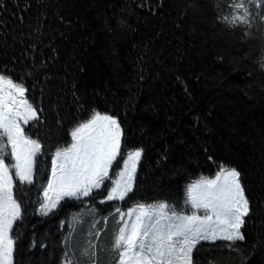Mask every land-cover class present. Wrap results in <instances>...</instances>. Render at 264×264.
<instances>
[{
  "label": "trees",
  "instance_id": "trees-1",
  "mask_svg": "<svg viewBox=\"0 0 264 264\" xmlns=\"http://www.w3.org/2000/svg\"><path fill=\"white\" fill-rule=\"evenodd\" d=\"M140 2L0 3V70L22 80L38 113L43 110L38 126L26 131L47 145L36 184L24 187L18 264L76 260L88 239L101 249L99 264H115L109 248L123 223H117V206L126 212L137 203L166 202L181 211L187 185L214 177L221 163L241 172L252 202L242 229L243 258L218 241L203 243L194 260L264 264V70L257 63L264 23L257 18L250 28L226 30L217 16L228 10V0H198L195 15L189 0H149L154 13L137 8ZM120 18L126 24L117 28ZM94 109L117 116L124 128L113 177L125 148H144L135 192L123 202L101 204V189L95 199L65 200L54 214L39 216L51 153L71 142L70 130ZM97 230L98 242L88 235Z\"/></svg>",
  "mask_w": 264,
  "mask_h": 264
},
{
  "label": "snow or ice",
  "instance_id": "snow-or-ice-1",
  "mask_svg": "<svg viewBox=\"0 0 264 264\" xmlns=\"http://www.w3.org/2000/svg\"><path fill=\"white\" fill-rule=\"evenodd\" d=\"M261 6L264 0H228V10L218 14L217 20L226 30L250 28L257 18L264 23ZM137 8L154 13L149 0H141ZM188 8L195 15L198 0H189ZM125 24L123 18L116 20L117 28ZM257 63L264 70V52ZM6 71L0 70V264H18L19 225L27 209L24 187L36 184L47 145L31 128L26 131L30 124L38 126L43 110L38 113L28 96L29 88ZM70 137L67 146H58L51 153L50 176L41 185L40 215L54 214L65 200L95 199L94 193L101 189L106 193L101 204L123 202L135 192L143 147L125 148L122 167L114 173V179L110 175L124 147V128L117 116L94 109L90 118L70 130ZM241 177L236 167L221 163L215 179L202 177L192 184L186 199L191 214L177 213L166 202L137 203L126 212L117 206V223H123L109 248L115 254V264H197L194 253L199 247L218 241L224 242L220 247L243 258L241 245L246 236L242 229L252 214V202ZM100 234L99 230L88 233L97 242ZM100 250L98 243L88 239L78 249L79 258L66 259L64 264H99Z\"/></svg>",
  "mask_w": 264,
  "mask_h": 264
},
{
  "label": "rangeland",
  "instance_id": "rangeland-1",
  "mask_svg": "<svg viewBox=\"0 0 264 264\" xmlns=\"http://www.w3.org/2000/svg\"><path fill=\"white\" fill-rule=\"evenodd\" d=\"M110 175H112V172L110 173ZM50 176V175H49ZM112 177H113V175H112ZM115 178V176L113 177V179ZM209 179H215V176L214 177H212V178H209ZM200 180V179H199ZM198 180H194V181H192V182H190L188 185H187V190H188V188L192 185V184H194V183H196ZM108 183V181H106V184ZM186 199H187V195H186ZM112 202V201H111ZM158 204V203H157ZM175 210V209H174ZM177 213H185V214H191V211H192V209H191V205L190 204H186V207L183 209V210H181V211H178V210H175ZM38 214H39V212H38ZM39 216H42V215H40L39 214Z\"/></svg>",
  "mask_w": 264,
  "mask_h": 264
}]
</instances>
